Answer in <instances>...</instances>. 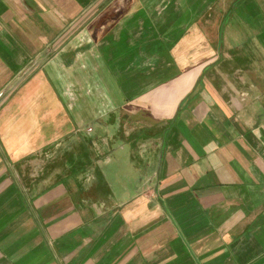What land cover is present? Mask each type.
I'll use <instances>...</instances> for the list:
<instances>
[{"label":"crops","instance_id":"0c3cea01","mask_svg":"<svg viewBox=\"0 0 264 264\" xmlns=\"http://www.w3.org/2000/svg\"><path fill=\"white\" fill-rule=\"evenodd\" d=\"M0 264H264V0H0Z\"/></svg>","mask_w":264,"mask_h":264},{"label":"built area","instance_id":"2783aa9c","mask_svg":"<svg viewBox=\"0 0 264 264\" xmlns=\"http://www.w3.org/2000/svg\"><path fill=\"white\" fill-rule=\"evenodd\" d=\"M87 130H88V131H90V130H91V128H89V127H88V128H87Z\"/></svg>","mask_w":264,"mask_h":264}]
</instances>
